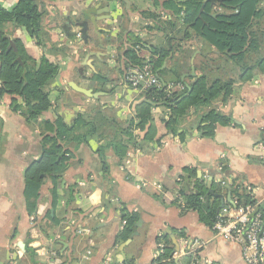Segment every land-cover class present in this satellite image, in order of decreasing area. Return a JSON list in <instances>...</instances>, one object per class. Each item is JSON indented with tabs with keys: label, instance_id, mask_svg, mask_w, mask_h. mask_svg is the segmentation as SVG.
<instances>
[{
	"label": "crops",
	"instance_id": "obj_1",
	"mask_svg": "<svg viewBox=\"0 0 264 264\" xmlns=\"http://www.w3.org/2000/svg\"><path fill=\"white\" fill-rule=\"evenodd\" d=\"M16 2L0 0L8 9ZM161 3L156 12L165 20L171 12L163 10ZM152 4V0L42 1L45 12L41 24L46 43L66 45L69 53L64 57L46 54L59 68L48 86L51 106L39 120L53 122L59 115L69 124L77 112L103 106L107 115L126 126L136 104L143 100V93L125 82L128 64L123 50L131 41L127 36L121 40L116 37L125 29L150 45L166 42L162 31L144 28L151 20L144 19L141 12L154 10ZM107 16L108 19L96 21ZM82 23L86 40H80ZM0 30L19 40L26 55L39 66L43 50L23 28L5 23ZM176 38L183 48L194 51L190 58L177 54L179 62L189 66V71L180 76V81L189 86L200 74L202 43L195 39L192 29H188L187 38ZM164 63L162 67L168 60ZM94 73L107 77L104 90H98L101 83L92 78ZM74 85L91 89L97 97L78 92ZM14 97L16 103L22 104L19 96L0 94V264H8L14 257L31 264L26 255L28 247L35 251V264H101L107 256L111 258L110 264H121L125 259L135 264H154L157 248L163 245L157 237L165 234L178 247L180 230L183 236L203 242L196 264H244L239 245L216 237L196 211L179 206L175 192L183 183L184 169L188 168L207 185L208 193L216 190L219 210L235 197L231 184L238 191L247 184L258 186L252 198L264 199V72L235 83L226 102L217 98L206 107H191L174 125L167 124L169 110L154 104L150 112L154 139L140 140L141 146L129 148L122 159L106 147L101 161L95 152L100 144L97 139L64 143L63 150L68 151L69 158L60 193L76 184L74 200L67 203L66 195L60 196L53 208L52 183L44 176L31 213L24 195V173L41 153L42 129L39 123L26 122L12 104ZM210 110L229 116L231 123L217 124L213 136L206 137L201 135L198 125L200 115ZM131 132L137 134L140 130L134 128ZM228 180L229 185L225 183ZM193 184L190 181L189 186ZM123 209L138 216L126 239L121 237L120 228ZM46 211L60 220L49 236L30 221L32 215L41 220Z\"/></svg>",
	"mask_w": 264,
	"mask_h": 264
},
{
	"label": "trees",
	"instance_id": "obj_2",
	"mask_svg": "<svg viewBox=\"0 0 264 264\" xmlns=\"http://www.w3.org/2000/svg\"><path fill=\"white\" fill-rule=\"evenodd\" d=\"M42 1L17 0L9 9L0 3V29H3L5 23L19 26L43 50L37 67L36 61L26 55L21 42L12 38L9 40L6 33L0 30V94L19 96L22 104L16 103L14 97L12 99L14 108L19 110L26 122L39 123L42 129L41 153L29 164L24 173V195L28 201L29 213L35 209L44 176H48L52 183L50 191L53 208L60 196L66 195L67 203L74 200L76 184L67 186L66 189H62L63 193H60V181L69 158L68 151L63 150L64 143L73 141L79 144L97 139L100 144L95 148V152L101 161L104 159L106 147H111L114 154L122 159L129 148L141 146L140 140L154 139L155 128L150 115L154 104L159 103L169 110L167 124L174 125L191 107H206L217 98L226 102L231 96L235 83L248 81L256 73L264 72V5L261 4L263 0H207L204 5L203 0H163L162 3L161 0H152L155 9L141 12L144 19L151 20V23L145 24L144 28L162 31L163 37L167 39L166 42L150 45L138 35L126 32L125 29L117 34L116 39L121 40L123 36H127L131 41V44L123 50V56L128 64L126 67L142 68L144 65H149L157 77L165 82V86L142 91L143 100L136 104L134 115L127 120L126 126L113 116L107 115L103 106L77 112L69 124L59 115L53 122L39 120L42 112L51 106L48 86L57 75L59 68L58 63L49 60L46 54L64 57L69 53V47L66 45L56 46L46 43L48 41L44 38L41 24L45 12ZM160 3L163 10L167 9L171 12L165 20H161L160 14L156 12V7ZM188 29H192L195 39L202 43V52L199 54L200 74L188 84L190 93L179 100L187 92L186 84L180 81V76L189 71V66L179 62L178 58L179 56L190 58L194 51L183 48L176 36L187 38ZM144 51L148 55L143 53ZM166 60L168 64L162 67ZM92 78L101 83L98 90H104L107 77L101 73H94ZM170 83L183 84L182 91H167V85ZM229 123H231L229 116L210 110L200 115L198 130L202 136L212 137L217 124ZM134 128L140 132L132 134ZM141 131L143 133L140 138ZM180 136L183 137L184 133H180ZM184 171L183 183L178 190L179 196L184 201L185 208L196 211L199 219L211 228L219 212L218 193L216 190L208 193L209 188L196 177L195 171L188 168ZM190 181L195 184L189 186ZM230 189L239 203L254 202L244 190L238 191L236 185L231 184ZM121 217L126 221L121 237L126 239L132 232L138 216L129 215L123 209ZM59 222L60 220L56 216H51L49 211L45 212L41 220L38 221L34 216L31 221L33 227L38 228L46 236L50 235L49 231ZM177 233L179 236L184 235L181 230ZM157 240L163 245L157 248L154 264H192L194 258L192 254L177 260L172 259V253L177 246L167 235L161 234ZM26 255L31 264H35L34 249L28 247ZM16 264H27V262L20 258L16 260ZM121 264L135 263L125 259Z\"/></svg>",
	"mask_w": 264,
	"mask_h": 264
},
{
	"label": "built area",
	"instance_id": "obj_3",
	"mask_svg": "<svg viewBox=\"0 0 264 264\" xmlns=\"http://www.w3.org/2000/svg\"><path fill=\"white\" fill-rule=\"evenodd\" d=\"M63 35V34H61ZM125 82L133 88L141 91L152 87H161L157 74L149 65L142 68L128 66L125 70ZM174 88L183 89L181 83H170L167 85V91L172 92ZM230 180L226 181L228 185ZM244 190L251 198L258 186L244 185L240 188ZM178 204L185 208V204L179 196L178 190L175 192ZM253 199V198H252ZM34 216H30V221ZM126 224L125 220L121 221L120 228L123 229ZM216 237L225 241L233 242L239 245L240 255L244 264H264V199L255 200L253 203L241 204L236 197L231 203L223 206L216 216V219L210 228ZM203 242L198 238H189L180 236L177 249L172 253V259H179L185 255L192 254L193 262H198L197 253L202 248ZM90 251H87V255ZM87 258V257H86ZM111 258L107 256L101 264H110ZM8 264H16L15 257ZM49 264H55L50 262Z\"/></svg>",
	"mask_w": 264,
	"mask_h": 264
},
{
	"label": "water",
	"instance_id": "obj_4",
	"mask_svg": "<svg viewBox=\"0 0 264 264\" xmlns=\"http://www.w3.org/2000/svg\"><path fill=\"white\" fill-rule=\"evenodd\" d=\"M206 1L207 0H203V5L206 3ZM108 18L109 17L107 16V17L102 18V19H97L96 21H101V20H105V19H108ZM81 26H82V28H81V38H80V40L81 39L86 40L85 31H84L85 23H82ZM9 40H11V37H9ZM13 49L15 50L14 46H13ZM159 80H160V83H161V87L163 88L165 86V82L161 78H159ZM186 87H187V92L185 94H183L179 98V100L183 99L185 96H187L190 93V91H191L190 87L189 86H186ZM73 88L75 90H77L78 92H81V93L85 94L86 96L93 97V98L97 97V93L92 92L91 89L82 88V87H79L77 85H74ZM98 93H101V92H98Z\"/></svg>",
	"mask_w": 264,
	"mask_h": 264
},
{
	"label": "rangeland",
	"instance_id": "obj_5",
	"mask_svg": "<svg viewBox=\"0 0 264 264\" xmlns=\"http://www.w3.org/2000/svg\"><path fill=\"white\" fill-rule=\"evenodd\" d=\"M133 88V87H132ZM135 89H137V88H135ZM183 261V260H182Z\"/></svg>",
	"mask_w": 264,
	"mask_h": 264
}]
</instances>
